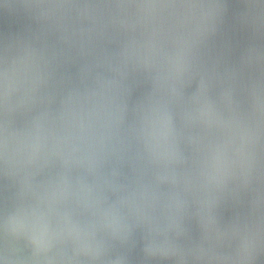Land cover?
Wrapping results in <instances>:
<instances>
[{
    "label": "clouds",
    "instance_id": "9594fccd",
    "mask_svg": "<svg viewBox=\"0 0 264 264\" xmlns=\"http://www.w3.org/2000/svg\"><path fill=\"white\" fill-rule=\"evenodd\" d=\"M0 18V264H264V0Z\"/></svg>",
    "mask_w": 264,
    "mask_h": 264
},
{
    "label": "water",
    "instance_id": "95a60500",
    "mask_svg": "<svg viewBox=\"0 0 264 264\" xmlns=\"http://www.w3.org/2000/svg\"><path fill=\"white\" fill-rule=\"evenodd\" d=\"M4 27V20L3 18H0V29H2ZM10 27V25H9Z\"/></svg>",
    "mask_w": 264,
    "mask_h": 264
}]
</instances>
